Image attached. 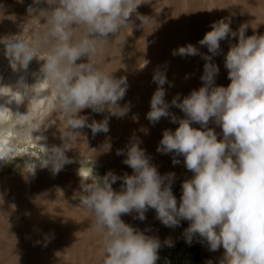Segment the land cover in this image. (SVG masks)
I'll list each match as a JSON object with an SVG mask.
<instances>
[{"label":"clouds","instance_id":"obj_1","mask_svg":"<svg viewBox=\"0 0 264 264\" xmlns=\"http://www.w3.org/2000/svg\"><path fill=\"white\" fill-rule=\"evenodd\" d=\"M39 3L40 0H35ZM47 26L44 44L55 41L52 51L42 55L39 50L17 36L0 40L4 55L13 72L26 71L32 61H44L39 68L36 82L29 86L21 77L11 94L0 87V124L10 115L15 116L16 134L39 142L43 153L38 159L28 158L24 164L35 175L37 166L50 168L58 174L66 164L73 163L66 156L72 142L80 137L78 130L90 128L93 136L109 132V117L97 122H87L81 116L84 109L94 113L108 112L110 116L124 117L128 106L120 107L127 91V78H115L90 62L97 52V44L118 38L122 31L132 27L130 17L141 4L139 0H44ZM35 11L31 6L28 12ZM38 15V16H39ZM145 27L148 18L137 16ZM247 25L233 32L229 22L220 20L211 25L201 46L211 55H202L192 44L173 50V56L202 55L206 61L201 76L204 86L193 90L182 102L177 95L171 102L187 118L171 116L179 127L172 132L165 130L157 147L161 154L174 153L184 157V165L193 173L182 183L179 206L172 192L174 173L162 177L149 163L139 141L127 146L123 163L133 170L132 175L117 177L112 172L100 177L93 168L81 177L80 192L74 195L79 208L93 219L91 230L101 236L102 264H156L161 242L134 230L121 220L122 215L137 213L143 221L145 213L154 209L156 219L164 226L174 228L181 220L190 222L185 230L186 243L191 244L197 234L205 240L210 251L224 249L221 264H264V35L245 36ZM85 30V37L72 42L73 34ZM231 34L238 36V43L230 46L225 57V68L231 83L227 87L213 86L218 67L211 63L220 52V41ZM87 58L86 63L77 61ZM145 64L147 61L144 62ZM153 82L158 85L146 118L155 125L162 117H169L163 85L166 75L156 71ZM52 85L57 93L58 107L68 116L60 132L61 146L47 147L40 142L45 136H33L47 131L51 123L41 128L32 120V103L45 85ZM46 99V97H45ZM28 101L26 114L13 113V102ZM222 128V139L208 127L209 121ZM199 124L197 130L191 125ZM110 148V145L105 147ZM23 149L8 138L7 130L0 129V165L12 163ZM117 155H124L118 150ZM34 154H28L29 157ZM180 161L173 159V164ZM122 179L119 192L112 185ZM167 181V183H165ZM164 244L173 247L167 239Z\"/></svg>","mask_w":264,"mask_h":264},{"label":"rangeland","instance_id":"obj_2","mask_svg":"<svg viewBox=\"0 0 264 264\" xmlns=\"http://www.w3.org/2000/svg\"><path fill=\"white\" fill-rule=\"evenodd\" d=\"M139 2L141 4L130 17L132 27L122 31L118 38L110 34L107 41L97 44V52L90 58V62L102 71L111 73L117 79L127 78L126 94L118 102L120 107L129 108L124 117L110 116L108 112L94 113L91 109L79 113L88 117L89 124L93 120L100 122L109 117V132L93 136L90 128L78 130L80 137L73 141L75 145L72 142L74 148L66 153L73 163L66 164L55 175L50 168L37 166L32 176L27 174L30 169L24 161L38 159L43 148L39 142L18 136L11 116L0 124V129L7 130L10 140L18 148L28 150L12 163L0 167V264H102L101 236L91 230L93 219L79 208V200L74 195L80 192V176L84 177L91 166L93 173L100 177L109 172L117 177L132 175L133 170L123 160L127 158V146L133 141H139V147L145 151L149 163L157 168L162 177L168 173L175 174L171 187L179 206L182 183L191 179L193 173L186 169L183 156L157 152L163 132H175L179 127L178 123L171 122V116L187 118L171 102L177 95L180 97L178 103L182 102L193 90L198 91L204 86L200 78L206 61L202 55L211 53L199 41L212 30L214 22L230 20L233 32H238L241 25H247L246 37L264 35V0ZM30 6L35 9L31 14L28 12ZM46 7L44 0L39 3L35 0H0V40L17 36V39H24L37 48L42 55L49 54L55 41L44 44L48 29L44 14L39 15ZM138 15L148 18L145 27L137 19ZM84 37L85 30L79 28L71 40L74 43ZM237 43L238 36L234 38L231 34L220 41V52L211 61L219 69L213 86L227 87L231 83L225 68V57L230 46ZM188 44L195 46L202 55L173 56V50ZM0 47L3 49L0 53V79H4L12 70L4 55V45L0 44ZM36 62L39 63L28 68L27 73L37 77L44 61ZM86 62L87 58H82L77 64ZM156 71L166 75L164 99L170 106V116L162 117L153 125L146 115L151 110L150 101L158 87L153 82ZM51 86H44L46 93L51 92L53 97L49 112L44 114L41 111L35 122L41 128L49 123L52 126L47 131L34 134L45 136L46 139L41 142L49 148L56 140L62 145L60 132L68 119L58 107L57 93L53 86V91H50ZM191 127L205 130L195 123ZM208 127L214 130L218 140L222 139V128L214 123V118L209 121ZM107 145L110 148L106 149ZM118 150H124L125 154L117 155ZM28 154L34 155L29 157ZM174 158L180 162L174 165ZM122 185V179H118L112 188L119 192ZM136 216L137 213L133 212L122 215L121 220L134 230L161 242L156 264H221L224 250L221 256L214 257L207 250V242L198 234L192 238L191 244L186 243L184 232L190 225L189 221L181 220L179 226L170 228L156 219L154 209L145 213L143 221L134 218ZM167 239L173 241V247L164 244Z\"/></svg>","mask_w":264,"mask_h":264},{"label":"bare ground","instance_id":"obj_3","mask_svg":"<svg viewBox=\"0 0 264 264\" xmlns=\"http://www.w3.org/2000/svg\"><path fill=\"white\" fill-rule=\"evenodd\" d=\"M256 19V18H255ZM259 23V22H258ZM3 51V49L0 47V53ZM2 56V55H1ZM39 62H36V61H33V62H31V64L29 65V67L28 68H31L33 65H35V64H38ZM7 64V63H6ZM37 66V65H36ZM38 67H39V65H38ZM1 76V75H0ZM21 77H23L24 78V82L26 83V84H28L29 86H31L32 84H34L35 82H36V79H37V77L36 76H34V75H31L30 73H27V70L26 71H19V72H13V71H10V72H8V74H7V76L3 79V78H1L2 79V81L0 82L1 83V86L0 87H10V88H5L4 89V91L6 92V93H8V94H11L14 90H16V87H17V84H18V81L20 80V78ZM0 79V80H1ZM46 87H42L41 89H40V91H39V94L35 97V101H34V103H32V108H31V112H32V120H33V122H35V120H38L37 118L39 117V113L41 112V111H43V113L45 114H47V112L46 111H48L49 110V108H50V105H52V99H53V97H52V93L51 92H49V94H47L46 93V89H45ZM50 91H53V87L51 86L50 87ZM45 97H46V99H45ZM6 99H7V97H4V98H0V104H4L5 103V101H6ZM6 106H8V107H10L11 108V110H12V112L15 114V113H17V112H19L20 114H26L27 113V111H28V101L27 100H25L23 103H21V104H16V102H13L11 105H6ZM49 112V111H48ZM12 118H13V122H14V125H15V116H12V115H10ZM16 126V125H15ZM36 133V132H35ZM35 133H33V136H35L34 134ZM39 135H41V134H39ZM58 135V134H57ZM57 135H56V137H57ZM47 137H49V136H47ZM51 137H52V135H51ZM59 137V136H58ZM8 138L10 139V137L8 136ZM55 138H53V140H54ZM52 140V141H53ZM55 141V140H54ZM75 142V141H74ZM74 142H73V144H74ZM41 144H42V142H40ZM53 143V142H52ZM51 143V144H52ZM60 143H58V140H56L54 143H53V145L52 146H61V145H59ZM75 145V144H74ZM74 147L72 146V149H73ZM80 151V150H79ZM66 153H69V151L68 152H66ZM207 247V250L208 251H210L209 250V246L207 245L206 246ZM224 249L221 247L219 250H217V251H210V252H212V254L214 255V257H216L217 255L218 256H221L222 255V251H223ZM223 257V256H222Z\"/></svg>","mask_w":264,"mask_h":264},{"label":"water","instance_id":"obj_4","mask_svg":"<svg viewBox=\"0 0 264 264\" xmlns=\"http://www.w3.org/2000/svg\"><path fill=\"white\" fill-rule=\"evenodd\" d=\"M10 140V139H9ZM16 145V144H15ZM17 146V145H16ZM25 152H28L27 149H23V152H21V154L25 153ZM3 166V165H0V167Z\"/></svg>","mask_w":264,"mask_h":264}]
</instances>
